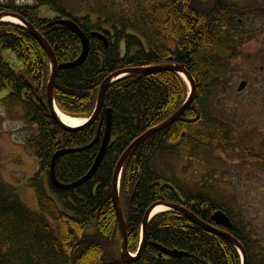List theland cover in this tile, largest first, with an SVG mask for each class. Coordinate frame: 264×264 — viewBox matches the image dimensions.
Masks as SVG:
<instances>
[{
    "label": "trees",
    "instance_id": "obj_1",
    "mask_svg": "<svg viewBox=\"0 0 264 264\" xmlns=\"http://www.w3.org/2000/svg\"><path fill=\"white\" fill-rule=\"evenodd\" d=\"M121 1L96 0L75 7L66 0H34L26 6L7 0L0 2V12L16 13L29 22L47 41L58 63L76 60L81 42L68 27L50 24L53 19H70L87 35L86 60L78 67L56 73L53 99L66 115L89 117L100 84L119 69L180 64L194 79V97L183 115L147 138L123 164L119 201L127 227L128 251L136 253L144 213L156 201L184 206L203 221L209 220L207 212L210 215L217 209L229 214L226 206L163 176L151 162L161 155L192 159L217 148L227 151L225 144L220 146L224 133L220 132L215 109L221 103L220 94L230 88L229 63L233 56L224 47L227 40L221 39L216 7L205 6L201 0ZM40 7L47 8L54 18L38 16ZM82 11L84 15H80ZM92 32L103 33L108 47L92 37ZM10 55L13 63L7 57ZM50 70L46 53L27 28L0 23V91L8 88L7 97L22 104L32 128L31 134L22 137L21 145L37 160L29 185L39 209V213L28 209L0 176V264H124L111 198L114 167L134 139L185 102L187 85L172 71L125 76L109 85L92 124L67 131L57 125L46 103ZM107 110L112 115L110 142L95 174L77 188H54L49 182L53 154L62 148L88 145L101 124L99 140L93 146L66 154L55 164L56 178L62 183L86 174L99 151ZM192 202H196L194 206ZM205 206L207 212H201ZM241 224L235 223L239 228ZM156 246L189 255L172 259L159 256ZM249 250L254 254L255 249ZM125 264L240 261L236 249L225 239L205 231L182 213L165 211L151 218L143 251Z\"/></svg>",
    "mask_w": 264,
    "mask_h": 264
},
{
    "label": "rangeland",
    "instance_id": "obj_2",
    "mask_svg": "<svg viewBox=\"0 0 264 264\" xmlns=\"http://www.w3.org/2000/svg\"><path fill=\"white\" fill-rule=\"evenodd\" d=\"M66 1L74 4L75 7H79V5L85 7L87 3L92 4L96 0ZM123 2L124 0L121 1V3ZM12 3L15 4V1ZM125 7L128 9L126 4ZM84 14L85 11L80 13V15ZM38 16L41 18L54 17L45 7H40ZM168 46L172 47L171 44ZM7 57L13 63L12 56ZM8 92V88L0 91V176L6 184L15 190L20 201L28 209L39 213L35 192L29 185V180L37 168V160L30 156L21 145L22 137L31 134L32 128L25 119L22 104L8 98ZM227 104L233 108L230 96ZM236 106L240 107L239 104ZM233 110L236 111L235 108ZM250 124L251 120L247 116L237 118L235 121L236 133H243L250 127ZM199 156L189 159V161L187 157L180 155H161L153 158L151 165L163 176L186 185L196 194L207 195L206 197L219 205L226 206L230 214H233L234 210L241 211L247 224L251 223L250 227L255 229L263 245V169L256 166L254 162L248 161L247 158L228 156L218 150L206 157ZM48 222L53 226L50 220Z\"/></svg>",
    "mask_w": 264,
    "mask_h": 264
},
{
    "label": "flooded vegetation",
    "instance_id": "obj_3",
    "mask_svg": "<svg viewBox=\"0 0 264 264\" xmlns=\"http://www.w3.org/2000/svg\"><path fill=\"white\" fill-rule=\"evenodd\" d=\"M201 1L205 6L217 8L215 21L221 25V39L227 40L224 47L233 56L229 63L230 93L227 95L226 89L221 93V103L216 105L219 111L215 114L220 132L224 133L220 146L225 144L227 151L220 148L216 150L254 162L263 169L264 181V0ZM229 96L236 111L227 104ZM242 116L251 120L250 127L243 133H236L235 121ZM195 203L191 204L194 206ZM206 209L205 206L200 211L207 212ZM207 215L209 220L205 222L225 230L212 221V213L209 215L207 212ZM226 216L232 222L230 233L240 239L237 240L247 252L246 264H264V244L262 245L255 229L250 227L251 223L247 224L245 216L239 210H234L233 214L229 212ZM235 223H242V228ZM262 240L264 241L263 238ZM249 248L255 249L254 254H249ZM239 261L242 263V259Z\"/></svg>",
    "mask_w": 264,
    "mask_h": 264
},
{
    "label": "water",
    "instance_id": "obj_4",
    "mask_svg": "<svg viewBox=\"0 0 264 264\" xmlns=\"http://www.w3.org/2000/svg\"><path fill=\"white\" fill-rule=\"evenodd\" d=\"M4 17H13V18L17 19L21 25H23L25 28L28 29V31L31 33V35L35 38V40L39 43L41 48L46 53V55L49 59L50 65H51L50 77H49V80H48V83L46 86V103H47V105L50 109L51 115H52L53 119L55 120V122L57 123V125L63 130H67V131L73 130L74 128H71V127L65 125L60 120L58 115L56 114V111L54 109L55 106H54V100H53V87H54L56 73L58 70L78 67L79 65H81L86 60V58L88 56V52H89V41H88L87 35L72 20H69V19H66V20L58 19L57 20L56 19V20L52 21L51 24H57V25H62V26L68 27L73 33H75L77 35V37L79 38V40L81 42V53L76 60H74L72 62H68V63H58L56 60L55 54H54L53 50L51 49V47L49 46V44L47 43V41L42 37V35L40 33H38L36 31V29L29 22H27L20 15L13 13V12H8V11L0 12V22H3ZM90 35L92 37H96V38L100 39L104 43V46L108 47V39L106 38V36L104 34L99 33V32H92ZM162 71H172V72H176L179 75H183L189 84L190 92H189L188 99L185 101V103H183L168 118H166L165 120H163L159 124L151 127L146 132H144L143 134L138 136L136 139H134L128 145V147L124 150V152L121 154L118 161L116 162V165L114 167L113 174H112V180H111V198H112V205H113L115 218H116L117 225H118L120 240H121L120 260L122 263L125 264V263H128V262L135 260L140 255V253L143 251V248L145 245L146 227H147L149 220L152 217V211L156 206L164 205L169 210L177 211L179 213L184 214L190 221H192L194 224L201 227L205 231L225 239L227 242H229L231 245H233V247H235L239 251V253L242 257V264H246V252H245L243 246L230 233H228L227 231L218 230V229L208 225L207 223L200 220L195 214H193L191 211H189L188 209H186L183 206H180V205H177L174 203H166L164 201H156L146 209L144 216H143V219H142L141 243L139 245V249L137 250V254H136V256H132L128 252L127 227H126V224L124 221V217H123V213H122V209L120 207V201H119V179H120V173H121L122 166H123L124 162L126 161V159L128 158V156L141 143H143L147 138L152 136L154 133L169 127L170 125L175 123L183 115L184 111L191 104L193 97H194V93H195L194 79L191 77V75L187 71L186 67L184 65H180V64H165V65H154V66H148V67L123 68V69H119L117 71H114L113 73L108 75L100 84L99 89H98V93H97L95 109L92 113L91 118L85 123V125H83V126H86V125L92 124L97 119L98 114L102 108L104 95H105V93H106V91H107V89L111 83H113L114 81H116L122 77L132 75V74H140V73L152 74V73H157V72H162ZM111 123H112L111 112H110V110H107L106 111L105 125H104V130H103V135H102V140L100 143L99 151H98V153L94 159V162H93L91 168L88 170V172L86 174H84L83 176H81L80 178L76 179L75 181H73L71 183H62L56 178V175H55L56 161L58 160L59 157H62L66 154L81 152V151L87 150L88 148L93 146L99 140L101 124L98 127V131H97L95 139L90 144L83 146V147H80V148L60 149V150H57L53 154L51 161H50V167H49V182L51 183V185L54 188L59 189V190H63V191H67V190L77 188V187L83 185L84 183H86L87 181H89L91 179V177L97 171V169H98V167H99V165H100V163L104 157L106 148L109 144L110 132H111ZM212 219L215 221V223L217 225L223 226L227 229H230L232 226L230 219L226 216V214H224L221 211L214 212V214L212 215ZM156 247L160 252L159 253L160 256L162 254H164V255H167L171 258H182V257H186L189 255L188 253L183 252V251L180 252L177 250H169L166 248H162L160 246H156Z\"/></svg>",
    "mask_w": 264,
    "mask_h": 264
},
{
    "label": "bare ground",
    "instance_id": "obj_5",
    "mask_svg": "<svg viewBox=\"0 0 264 264\" xmlns=\"http://www.w3.org/2000/svg\"><path fill=\"white\" fill-rule=\"evenodd\" d=\"M4 22H8V23H13V24H20V22L13 18V17H4L3 18ZM56 114L58 115V117L60 118V120L67 126L69 127H78L80 125H82L84 123L85 120L81 119V118H77V117H71L68 115H65L64 113H62L60 110H58L57 107H54ZM168 210V208L164 205H158L156 206L153 211H152V215L161 213Z\"/></svg>",
    "mask_w": 264,
    "mask_h": 264
}]
</instances>
